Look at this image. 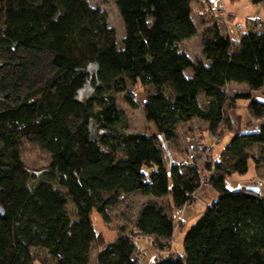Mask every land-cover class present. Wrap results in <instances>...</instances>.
I'll list each match as a JSON object with an SVG mask.
<instances>
[{"label": "trees", "instance_id": "obj_1", "mask_svg": "<svg viewBox=\"0 0 264 264\" xmlns=\"http://www.w3.org/2000/svg\"><path fill=\"white\" fill-rule=\"evenodd\" d=\"M112 1L124 30L120 48L105 11L87 0H0V264H142L134 235L169 252L150 264H264L261 190L226 186L247 173L249 159L264 176V102L251 95L264 88L260 19L231 39L221 16L210 14L194 60L180 46L197 33L195 0ZM232 83L246 90L232 93ZM136 86L150 135L127 133L117 104L121 95L137 109ZM239 100L247 101L248 129L260 127L235 134L203 170L190 160L168 171L158 136L175 143L178 126L198 120L221 141L233 132L229 113ZM24 143L46 153L48 164L28 168ZM206 174L218 197L184 234L183 251L172 252L174 222L159 200L181 210ZM136 193L150 200L132 234L100 244L92 212L109 223L108 210Z\"/></svg>", "mask_w": 264, "mask_h": 264}, {"label": "rangeland", "instance_id": "obj_2", "mask_svg": "<svg viewBox=\"0 0 264 264\" xmlns=\"http://www.w3.org/2000/svg\"><path fill=\"white\" fill-rule=\"evenodd\" d=\"M92 7H99L107 14V19L110 27L115 30L117 46L121 47L123 38V25L117 13L116 7L112 0H87ZM204 0H195L193 3V21L196 27V36L190 40L182 42L180 48L187 53L192 59H201V31L206 22H209L210 14L214 16H221V23L224 24L223 30L231 39H237L239 29L244 33L249 31L250 26L253 25L254 20L259 18V27L264 28V7L263 5H253L249 0H206L204 7L202 5ZM205 9V10H204ZM222 13V15H220ZM232 13L234 17L226 21V14ZM225 27V28H224ZM233 90H239L238 84H230ZM234 86V87H233ZM229 89L232 90V89ZM133 89L135 98L138 103V108L133 110L127 106L123 101L121 95L117 96L118 107L123 109L126 114L127 126L125 131L127 133H146L148 135L155 132L154 127L145 120L143 114V104L145 95L139 86ZM252 98L264 102V88L258 91H252ZM200 97L199 105L204 107V99ZM247 101L239 100L238 108L233 113L234 129L231 133L224 134V138L217 140L206 131V125L198 120H193L187 124H180L177 130V142L168 143L163 135L158 136L159 145L163 154L164 162L169 168L173 163H180L183 161H194L204 169L205 164L212 159L217 160L223 147L230 141V139L238 133L246 131H254L260 127L261 121L253 122L252 128L248 129L247 122H250L249 115L246 110ZM252 155L257 156L259 152L254 149ZM22 160L30 169H41L49 162V156L34 145L24 143L22 147ZM145 171H147L144 168ZM149 172V170L147 171ZM200 188L194 193V198L191 203L186 205L181 210H176L169 205L167 199H160L159 203L169 213L174 222V234L170 241L172 252H182V242L184 234L189 228L201 217L207 205L211 204L217 199L218 195L213 190H210L205 178ZM257 184L264 197V176L261 178L255 171L252 159L248 161V171L245 175H233L226 181V186L230 190H239L248 188L252 184ZM168 198V197H167ZM136 193L130 196L123 197L119 204L108 210L110 218L109 223H104L100 216L95 212L91 214V221L94 230L98 234L99 243L111 242L114 240L119 231L127 234H132V224L138 215V212L143 204L149 201ZM68 211L73 216L72 206H68ZM137 246L136 256L140 259L142 264H150L154 259L165 257L169 252H159L151 244L149 238L138 235L133 236ZM98 245H95L91 251V257L95 256Z\"/></svg>", "mask_w": 264, "mask_h": 264}, {"label": "crops", "instance_id": "obj_3", "mask_svg": "<svg viewBox=\"0 0 264 264\" xmlns=\"http://www.w3.org/2000/svg\"><path fill=\"white\" fill-rule=\"evenodd\" d=\"M228 14H232V13H228ZM227 15V14H226ZM239 87H242L241 89H239V90H233L234 88H231V86L229 85V87H228V90L231 88L232 90H230V92H232V93H236V92H244L245 90H246V86H244V85H238ZM234 87V86H233ZM237 107L236 108H238V102H237V105H236ZM236 108H235V110H236ZM235 110H233L232 112H230L229 113V116H230V118H231V120H232V122L233 123H235V121L233 120V113H234V111ZM264 121V120H263ZM203 123V122H202ZM248 123L249 122H247L246 123V126H248ZM259 123V122H258ZM203 124H205V123H203ZM206 125V124H205ZM248 128V127H247ZM251 128H252V125H251ZM253 185V184H252ZM252 185H250V186H252ZM258 186V185H257Z\"/></svg>", "mask_w": 264, "mask_h": 264}, {"label": "water", "instance_id": "obj_4", "mask_svg": "<svg viewBox=\"0 0 264 264\" xmlns=\"http://www.w3.org/2000/svg\"><path fill=\"white\" fill-rule=\"evenodd\" d=\"M248 191H251L255 194H258L259 193V188L258 187H254V186H250L248 188H246Z\"/></svg>", "mask_w": 264, "mask_h": 264}, {"label": "built area", "instance_id": "obj_5", "mask_svg": "<svg viewBox=\"0 0 264 264\" xmlns=\"http://www.w3.org/2000/svg\"><path fill=\"white\" fill-rule=\"evenodd\" d=\"M220 15H222V13H220ZM256 20H258V19H256ZM241 31V29H239V31L238 32H240Z\"/></svg>", "mask_w": 264, "mask_h": 264}]
</instances>
